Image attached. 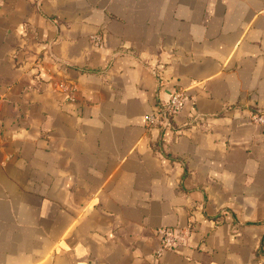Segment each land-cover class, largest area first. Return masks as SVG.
<instances>
[{"label":"crops","instance_id":"crops-1","mask_svg":"<svg viewBox=\"0 0 264 264\" xmlns=\"http://www.w3.org/2000/svg\"><path fill=\"white\" fill-rule=\"evenodd\" d=\"M257 111L264 0H0V264H264Z\"/></svg>","mask_w":264,"mask_h":264},{"label":"built area","instance_id":"built-area-1","mask_svg":"<svg viewBox=\"0 0 264 264\" xmlns=\"http://www.w3.org/2000/svg\"><path fill=\"white\" fill-rule=\"evenodd\" d=\"M186 97L184 92L175 89L170 94L169 99L157 105L152 112L146 116L147 124L149 128L159 126L164 129L167 127H173V119L180 111ZM253 120L257 123L264 125V112L257 111L253 114ZM160 238L161 244L157 253L163 249H177L180 245L185 244L187 237L190 235L191 230L189 227H158L155 230Z\"/></svg>","mask_w":264,"mask_h":264}]
</instances>
